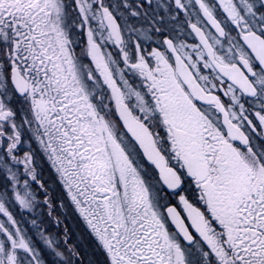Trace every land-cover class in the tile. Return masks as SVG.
Instances as JSON below:
<instances>
[{"label":"snow or ice","instance_id":"obj_1","mask_svg":"<svg viewBox=\"0 0 264 264\" xmlns=\"http://www.w3.org/2000/svg\"><path fill=\"white\" fill-rule=\"evenodd\" d=\"M41 156L88 264H264V0H0V264H83Z\"/></svg>","mask_w":264,"mask_h":264},{"label":"rangeland","instance_id":"obj_2","mask_svg":"<svg viewBox=\"0 0 264 264\" xmlns=\"http://www.w3.org/2000/svg\"><path fill=\"white\" fill-rule=\"evenodd\" d=\"M43 162L44 163H42V160H39V167H43L45 169V172L43 173L44 174V177L49 179V184L50 185H48V192L51 194V197H52V200H53V205H54V209H53L54 218H50L51 225H49V223H48V226H46V227L43 225V223H42L43 222V218L42 217H38L37 216L38 214H37V211H36V209L38 207L41 208V206H42L43 203L40 200V198L37 197V199L40 201V203L38 204V206L35 209H33V211H32L31 214L24 215V219L26 221H30V220L36 219L38 223H42L43 227L49 233L50 232L52 233V232H55V231L58 232L59 230L61 231V233L62 232L64 233V229H65V227H67L68 232H69V240H68V243L75 245V242L78 239H80V238H79V232L77 233L76 237H74V235L71 233L72 232V229H73L72 224H71V219L72 220L74 218L76 219L77 213L75 212L74 206L71 204L70 200L68 199V197H67L64 189L62 188V186L60 185V183L56 180L55 173L52 171V169L48 165L46 159H44ZM40 192H42V191H40ZM41 196H42V198L44 200L45 197H44L43 193H42ZM60 202H62L65 205V207L63 209H61L58 206V203H60ZM45 208L48 209L46 205H45ZM67 211H68V213L69 212H73L74 216L71 217L70 214H67L66 213ZM68 217H70L69 220H67ZM55 218H59L62 223L60 225H57L55 223ZM24 226L27 227V228H29L30 231H34V229H32V227H31L30 224H25ZM61 226L63 228H61ZM81 241L84 242V244H85L84 245L85 252L91 254L93 251H92L91 245L87 242L86 234L83 235V237L81 238Z\"/></svg>","mask_w":264,"mask_h":264},{"label":"flooded vegetation","instance_id":"obj_3","mask_svg":"<svg viewBox=\"0 0 264 264\" xmlns=\"http://www.w3.org/2000/svg\"><path fill=\"white\" fill-rule=\"evenodd\" d=\"M39 160H42V163H44V158L43 156H41L39 158ZM38 172L40 173V176L39 178L42 179L44 182H46V186L48 187L49 184V179L48 178H45L44 177V172H45V169L43 167H39L38 168ZM33 188L36 189L37 188V185L33 184ZM40 193V194H39ZM42 195V192L40 191H37V197H40ZM42 203H43V198H42ZM62 203V202H60ZM58 203V205L60 204ZM43 205V208H44V203L42 204ZM28 214H31L29 211L27 210H24V215H28ZM19 218V217H18ZM50 219H48V216H45V210H44V218H43V225L46 227L47 226V223L49 222ZM76 223H77V226L75 227L74 229V232H73V235L74 237H76L77 233L79 232V238L76 242H75V245H79L80 246V254H81V260L83 262V264H88L89 260H92V259H99L100 257L98 256H95L93 254V252L91 254L89 253H86L85 252V249H84V242L81 244V238L83 237L85 233V229H84V225L82 223V221L80 220L78 214H77V217L75 219ZM55 235L58 234L57 231L54 232ZM92 247V246H91Z\"/></svg>","mask_w":264,"mask_h":264},{"label":"bare ground","instance_id":"obj_4","mask_svg":"<svg viewBox=\"0 0 264 264\" xmlns=\"http://www.w3.org/2000/svg\"><path fill=\"white\" fill-rule=\"evenodd\" d=\"M32 211H33V210H32ZM32 211H31L30 213H32ZM66 213H67V214H70V216H71V217H73V216H74L73 212H69V213H68V211H67ZM69 218H70V217H68V219H67V220H69ZM71 224H72V227H73V229H72V232H71V233L73 234V232H74V229H75V227L77 226V223H76V221H75V218H74L73 220L71 219ZM59 237H61V238H62L63 236H61V235H60Z\"/></svg>","mask_w":264,"mask_h":264}]
</instances>
